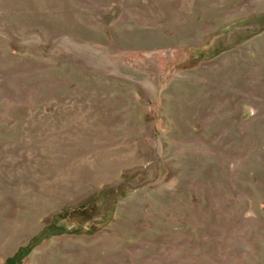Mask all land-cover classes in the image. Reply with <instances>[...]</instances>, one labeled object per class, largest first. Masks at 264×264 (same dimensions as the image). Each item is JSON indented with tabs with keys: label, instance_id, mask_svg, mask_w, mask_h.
Listing matches in <instances>:
<instances>
[{
	"label": "rangeland",
	"instance_id": "374dc122",
	"mask_svg": "<svg viewBox=\"0 0 264 264\" xmlns=\"http://www.w3.org/2000/svg\"><path fill=\"white\" fill-rule=\"evenodd\" d=\"M17 251L264 264V0H0V264Z\"/></svg>",
	"mask_w": 264,
	"mask_h": 264
},
{
	"label": "trees",
	"instance_id": "16d2710c",
	"mask_svg": "<svg viewBox=\"0 0 264 264\" xmlns=\"http://www.w3.org/2000/svg\"><path fill=\"white\" fill-rule=\"evenodd\" d=\"M19 251V250H18ZM18 251L15 253L12 257L8 258L5 261V264H17V259H18Z\"/></svg>",
	"mask_w": 264,
	"mask_h": 264
}]
</instances>
